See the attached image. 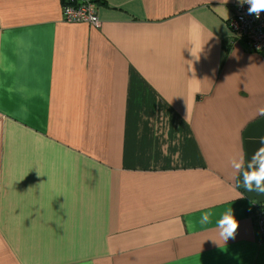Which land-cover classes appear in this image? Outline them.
<instances>
[{
  "label": "crops",
  "instance_id": "obj_1",
  "mask_svg": "<svg viewBox=\"0 0 264 264\" xmlns=\"http://www.w3.org/2000/svg\"><path fill=\"white\" fill-rule=\"evenodd\" d=\"M97 1L100 27L0 0V264H264L230 164L264 138L237 0Z\"/></svg>",
  "mask_w": 264,
  "mask_h": 264
},
{
  "label": "built area",
  "instance_id": "obj_2",
  "mask_svg": "<svg viewBox=\"0 0 264 264\" xmlns=\"http://www.w3.org/2000/svg\"><path fill=\"white\" fill-rule=\"evenodd\" d=\"M95 0H63L62 19L66 22L87 23L100 27L101 21L97 13ZM248 5L234 7V13L227 20L229 33L242 45L256 53H264V13L256 19L247 13ZM251 218L262 239H264V201H253L250 208Z\"/></svg>",
  "mask_w": 264,
  "mask_h": 264
},
{
  "label": "clouds",
  "instance_id": "obj_3",
  "mask_svg": "<svg viewBox=\"0 0 264 264\" xmlns=\"http://www.w3.org/2000/svg\"><path fill=\"white\" fill-rule=\"evenodd\" d=\"M237 3L239 6L247 4V13L256 19H259L261 13H264V0H237ZM260 143L261 147L253 153L246 166L242 157H234L230 161L234 171L242 176V186L248 192L264 193V138L261 139ZM240 186V184L237 185V187ZM212 215L211 212L203 213L200 220L201 224L210 223ZM238 227L239 222L230 208L223 212L216 221L215 232L218 238L226 243L230 238H235ZM213 242L216 241L213 240Z\"/></svg>",
  "mask_w": 264,
  "mask_h": 264
},
{
  "label": "trees",
  "instance_id": "obj_4",
  "mask_svg": "<svg viewBox=\"0 0 264 264\" xmlns=\"http://www.w3.org/2000/svg\"><path fill=\"white\" fill-rule=\"evenodd\" d=\"M94 2H98L97 0H95Z\"/></svg>",
  "mask_w": 264,
  "mask_h": 264
}]
</instances>
